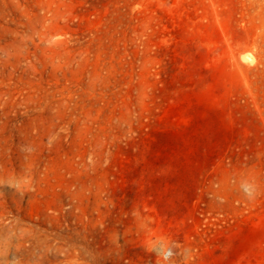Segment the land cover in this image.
<instances>
[{
    "label": "rangeland",
    "instance_id": "obj_1",
    "mask_svg": "<svg viewBox=\"0 0 264 264\" xmlns=\"http://www.w3.org/2000/svg\"><path fill=\"white\" fill-rule=\"evenodd\" d=\"M0 264H264V0H0Z\"/></svg>",
    "mask_w": 264,
    "mask_h": 264
}]
</instances>
